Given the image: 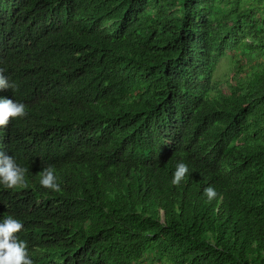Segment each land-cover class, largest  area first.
<instances>
[{"label": "trees", "instance_id": "1", "mask_svg": "<svg viewBox=\"0 0 264 264\" xmlns=\"http://www.w3.org/2000/svg\"><path fill=\"white\" fill-rule=\"evenodd\" d=\"M0 73L32 264H264V0H0Z\"/></svg>", "mask_w": 264, "mask_h": 264}, {"label": "clouds", "instance_id": "2", "mask_svg": "<svg viewBox=\"0 0 264 264\" xmlns=\"http://www.w3.org/2000/svg\"><path fill=\"white\" fill-rule=\"evenodd\" d=\"M16 87L14 82H10L7 76L0 73V89H15ZM25 115L24 104L12 99L0 98V128L7 126L10 119L22 118ZM188 173V165L183 162L178 163L171 183L179 185ZM24 179L25 169L17 164L12 156L0 152V186L13 189L23 185ZM56 181L54 170L48 168L43 171L39 183L44 188L59 191V184ZM204 194L209 201L217 196L212 187L206 188ZM22 227V223L11 216L0 220V264H32L26 242L18 239L16 235Z\"/></svg>", "mask_w": 264, "mask_h": 264}, {"label": "rangeland", "instance_id": "3", "mask_svg": "<svg viewBox=\"0 0 264 264\" xmlns=\"http://www.w3.org/2000/svg\"><path fill=\"white\" fill-rule=\"evenodd\" d=\"M231 68L232 67L230 66L228 58L222 59L217 69V76L220 78H225L227 75L228 77L233 72Z\"/></svg>", "mask_w": 264, "mask_h": 264}]
</instances>
